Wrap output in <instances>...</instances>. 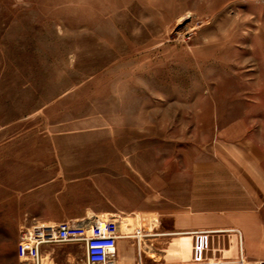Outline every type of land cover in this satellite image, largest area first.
Segmentation results:
<instances>
[{"label": "rangeland", "instance_id": "rangeland-1", "mask_svg": "<svg viewBox=\"0 0 264 264\" xmlns=\"http://www.w3.org/2000/svg\"><path fill=\"white\" fill-rule=\"evenodd\" d=\"M246 159L264 169V0H0V264L82 214L118 218L122 264H186L195 232H226L200 262L243 264L237 228L178 220Z\"/></svg>", "mask_w": 264, "mask_h": 264}, {"label": "crops", "instance_id": "crops-1", "mask_svg": "<svg viewBox=\"0 0 264 264\" xmlns=\"http://www.w3.org/2000/svg\"><path fill=\"white\" fill-rule=\"evenodd\" d=\"M246 160H243L239 166L233 164V168L225 170L227 173L225 176L227 178V183H220L218 181L215 185L196 186V189L199 187H202L201 189H209L202 190L201 192L208 191V193H211L210 201L208 204L207 201H205L204 204L203 195H195L194 202L198 209H195L194 216H188L186 212L185 215L180 213L178 231L237 228V230L241 232L242 237V252L239 250L238 255L242 258L243 264H264V169L259 163V160ZM195 192L196 194L198 193L197 190ZM207 208H224L226 214L223 217H210L204 215V213H206L204 211H206ZM93 217L95 216L82 214L80 216L70 217L69 220L84 222L91 220ZM226 230L230 232L228 234H233L234 232L232 231L236 229ZM207 233L214 235V233L224 234L226 232H195L194 234L190 233L179 236V248L184 249V251L179 252V256L185 254V259L183 261L186 264H210L212 262H200L203 261L200 258L212 257L219 253V250H215L213 254V250L205 252V250L199 248L198 242L202 239L201 237L199 238V236ZM232 238L234 246H236L235 238ZM183 240L186 241L185 244H181ZM234 252V255L237 256L236 248ZM119 253L117 242L116 253L112 261L113 264H122V257ZM39 254L42 260L48 259L49 264H83L85 258L84 251L82 256H77L70 246L59 248L51 244L41 245ZM9 258H11L10 264H20L16 256V250L12 252ZM70 258L73 260L70 261ZM128 259L127 262L130 264L134 262L133 258ZM224 264L241 263L232 261Z\"/></svg>", "mask_w": 264, "mask_h": 264}, {"label": "built area", "instance_id": "built-area-1", "mask_svg": "<svg viewBox=\"0 0 264 264\" xmlns=\"http://www.w3.org/2000/svg\"><path fill=\"white\" fill-rule=\"evenodd\" d=\"M118 218L107 219L94 217L85 225L83 221L65 220L54 224L50 229L33 227L25 229L16 246V256L20 264H41L39 249L43 244L79 243L82 244L85 258L83 264H113L120 234ZM35 230H39L36 232ZM45 232V234H44ZM135 264H143L137 256ZM171 264V263H163Z\"/></svg>", "mask_w": 264, "mask_h": 264}, {"label": "bare ground", "instance_id": "bare-ground-1", "mask_svg": "<svg viewBox=\"0 0 264 264\" xmlns=\"http://www.w3.org/2000/svg\"><path fill=\"white\" fill-rule=\"evenodd\" d=\"M84 224L85 225H88L89 224V222H87V221H84ZM152 237H160L161 238V240H164L165 238H168L169 236H171L172 235V233H170V232H165V231H163V230H160V231H158L157 233H152V234H150ZM173 235H176V233H173ZM172 235V236H173ZM158 246V245H157ZM136 253H137V256L139 255V257L141 258V256H142V253L143 252H140V250H136ZM114 259V258H113ZM211 264V263H210Z\"/></svg>", "mask_w": 264, "mask_h": 264}]
</instances>
